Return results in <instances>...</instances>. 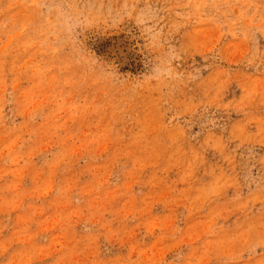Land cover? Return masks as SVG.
I'll use <instances>...</instances> for the list:
<instances>
[{
    "label": "rangeland",
    "instance_id": "obj_1",
    "mask_svg": "<svg viewBox=\"0 0 264 264\" xmlns=\"http://www.w3.org/2000/svg\"><path fill=\"white\" fill-rule=\"evenodd\" d=\"M0 264H264V0H0Z\"/></svg>",
    "mask_w": 264,
    "mask_h": 264
}]
</instances>
